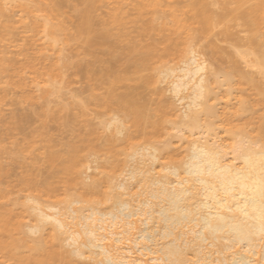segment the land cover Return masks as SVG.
Instances as JSON below:
<instances>
[{"label": "bare ground", "instance_id": "1", "mask_svg": "<svg viewBox=\"0 0 264 264\" xmlns=\"http://www.w3.org/2000/svg\"><path fill=\"white\" fill-rule=\"evenodd\" d=\"M115 1V4L119 3L117 2V0ZM163 1L164 0H145L142 6L143 8H155L156 6V8H159L160 6L161 8H164V3H161L162 5L160 4V2ZM192 1L193 3L191 10L194 11L193 13L198 20L197 22L202 23L204 30L207 32L208 30H212L218 23L227 20L229 17H236L242 20V25L245 26L246 30H248L250 33V37H248L247 39V45L253 46L254 48L249 49V47H247L249 49V52H244L242 49V55L239 53L241 49L238 48V54H240L242 59L245 58V63H247L250 67L253 66V68L257 69L258 74L264 78V1L258 0V2L255 3L254 0H214L215 3L222 5L221 7L223 8L221 9L224 10L222 14L217 13V15H215L216 13L214 14L210 11L209 0ZM252 1H254V3L250 4ZM48 2V11L51 14H63V6L70 3L68 0H48ZM82 2L83 4H85V8L83 7V10L81 11L82 14L77 20L76 28L74 27L75 31H73L72 34H69L70 37L68 40L69 42L82 44L85 49V53L88 56L93 57L94 62L85 61L84 58V60L81 59L76 63L73 62L74 64L71 63L70 65H73L74 68L77 69L76 73L81 74L82 77L87 78L90 82L92 80H102L103 82H105L111 92L108 104L115 105L116 108L121 111L120 113L124 114V120L115 115L116 118L114 117L113 119H111L112 121H106L107 123L103 122L104 124H108L109 122V124L105 126L108 128L110 127V130L115 126L113 128L114 130L112 129V132H110V134L108 131L105 141L106 144L104 147L99 148L97 146H93V150L102 149L113 154L119 153L120 139L118 138V135L120 133L123 134L125 129L126 131H129L127 127L129 125L134 127L135 134L130 133V131H125L123 138L125 140L126 138H128L129 141H134L136 140V138H144L150 135V132H152L154 135H158L159 133L163 134L164 131L161 132V130L165 129L164 125L167 122L164 121L165 113H168V110L170 113L177 110L178 107H176L177 105H175L174 103V101L176 100L172 99L173 103L170 102V105L168 103L169 101H171V98L169 100L167 99L168 101L166 100V102L168 103H165V101L162 100L161 102L165 104V106L163 107H166L167 104V107L174 104L176 108L173 107L174 105L172 107L176 110H173L172 107H168V110L166 108L161 112V110L164 108L157 107V105L160 104V106H162L163 104L156 103L157 105L155 106L151 104L149 106V103L151 101L149 102L148 100L147 102L145 100L146 98L144 99V96L138 91L140 90L138 84H140V87L149 88V86H152L154 82H156V84L157 82L161 83V81L158 80V76L146 77L141 73L149 68H157L156 64L158 62H162V60L167 59L170 56H175V58L178 56L179 59L178 57L177 59H172L178 60V62L180 61L181 64V66H177L179 68H173L170 66L162 72L165 73H163L164 75L172 78L171 81L168 80L170 81L169 84L171 87L169 89L167 88L168 90L166 89V91L171 92L172 89V95L176 94L177 99L180 102L186 100V102L183 104V107L179 106L181 112L178 109V111L180 112L178 115L180 117L177 116L179 120L181 119L182 126L184 127L183 128L181 126V128L179 129H185L184 135H186V129H189L188 131H191V133L189 134H192L187 137L178 136V138L180 137L179 140H181L182 142L186 141L185 143L188 145L187 152H185V160L177 166L173 165V167H170V165L167 166V164L165 166L163 164L159 165L158 161L160 160V157L158 155L159 153L156 152H159V149L161 147L156 144H153L155 146L150 148L154 150V152H150L152 150L149 151V149H147V147L145 146L146 148L141 147L140 150L134 149L133 153L129 154V161L131 162V157H135V155L137 154L141 155L143 158L146 156L150 158L149 165H147V162L143 160V158L141 161H143L144 164L140 163L143 166H136L130 169V165L132 163L128 165L130 169V173L129 171L128 173L134 177H132L133 179L138 178H135L136 175L139 176L138 185L139 183L140 185L142 184V188L145 187L144 191H147L148 193V195L146 196H149V198L146 197L147 199H142V201H135L138 198L135 199L133 201L135 203L132 204V206H137L135 204H137L136 202L139 201H141L139 203L143 204L144 206H150L149 210L151 209L152 211L150 210L148 212L147 210L146 212L149 213V219L153 224H160L161 226H158V228L156 229L157 226L152 225L151 227H148L142 231L140 229L142 234L136 233L140 234L139 237L141 240H145L146 242L148 240L150 243H152L151 245H147L148 243L146 244V242L142 241V244L144 243L143 249H146L147 251L149 250L148 252L152 254H155L157 252H161L162 254V256L155 258L151 257L149 259L156 261L166 260L168 262L167 264H185L186 262H188L190 255L196 252L197 256L199 257L198 261L199 259H201L206 262L207 259L213 255H211V252L209 253V251H204V246L207 242L210 244V246H217V251L219 252V254L222 253V256H224L225 253L230 252L231 254L228 255L230 258H228L232 261V263L227 258V261H229L230 264H260L261 261L264 260V147L257 148L256 145L248 146L245 140H240L241 142H236L233 146L227 148L222 144H218L217 140H215L216 137H213L209 140V138L207 139V137H205L203 134L204 132H207V128H211L212 121H216V119H219V117H221L218 113L219 107L216 108V106L218 105L214 106L212 105L213 103L211 104L213 99H218L220 101L221 97L219 96V88L227 86L228 93H230L231 91L233 92L232 89L234 88V85L239 84L236 80L240 79L257 90V92L262 96V99H264V82H261L253 73L252 75L250 72H244L243 69H241L236 63V59L233 62L234 66H231L232 70H230V68L229 72H224L225 70H222L224 72L223 73L219 71V69L216 70L218 74H223L222 80H219L220 78H222V75H220L221 77L219 78V75L215 74L216 72L214 73L215 75L212 73L214 76L209 77L206 74L208 66L206 65V61L200 59V51L198 50V52L196 51V47L194 48L195 41L194 45L192 44L194 49H189L191 45L189 47L188 41L183 39V36H179L180 32H185L187 29V25L184 23H178V26H176V29H174L176 30V33H179H177L176 35H178L180 40L182 41L183 39L182 43L180 42V40H178V37H176V40H178V42L175 41L176 44H173L175 43L173 42L174 36H171L173 34L170 35V37L173 39L172 41L170 37L168 38L166 37L167 35L165 36L166 39H170L171 43L173 44L172 49L168 48L167 50H164L167 48H163L165 47V45H163L165 42H160L163 45V47L161 44L159 45L161 46V49H159L158 45H155L154 43L140 46L139 44H132L131 42L130 43L133 46L131 45L132 47L130 48L126 47V49L124 47L126 45L124 44L125 42H127L128 45L129 42L127 40L122 41L123 39H121L126 34L113 32V28L119 27V24L117 23H120L121 17L124 16V19L127 18V16L124 14L126 12L125 9H127L124 8L125 1L122 3L125 12L123 8H121L123 16L122 14L120 15L121 17L118 16L119 14L117 15V10L120 8H118L117 10L113 8L114 10H111L112 14L114 12L116 14H113L114 16L110 14L112 17L109 16V18L113 20H108L109 18L105 17L108 22L106 20L100 21L94 14L96 2H99L98 4L102 5L104 4L102 3V0H82ZM231 4H235V7H230ZM118 6L120 7V5ZM121 10H119L120 13ZM141 10L142 9H140V11ZM162 14L164 15V12H162ZM138 15L139 13H137L134 18L138 17ZM141 15L144 16V13L140 14L139 16ZM141 17L138 18L141 19ZM153 18L163 19L162 17ZM127 20L129 19L127 18ZM142 20L145 21L143 17ZM173 20L176 19L174 18ZM110 21L112 22V24ZM167 21L169 22L170 20L166 19V22H163L167 24ZM122 22L124 23L123 20ZM153 22L156 24L157 21H154L153 19ZM136 23L138 24L139 22L137 21ZM169 23L168 25H172ZM114 24L117 26L115 27ZM174 24L176 25V23ZM126 25H124L123 27L126 28ZM145 25L148 26L149 24L147 25L144 23V26ZM158 25L159 23L157 24V26H155L160 30L163 24L160 25V27ZM137 27H141V29H144L140 25H137ZM137 27L135 29H137ZM164 28L162 30H164L166 34V28ZM6 29L7 26H5L4 23L0 22V34H2ZM146 29L147 28L145 27L144 31ZM53 31L54 30L52 28V32ZM145 35L147 37H150V35H147V33ZM156 36L157 35H155V37ZM193 36L191 39L194 40ZM196 37L195 40L198 41ZM127 39H130V36L129 38L127 36ZM163 39L161 41H166V39ZM184 40L186 41L185 43ZM118 41H121L122 44L124 43L123 45L120 43L119 44L122 47V50L124 49V54L122 56H125V60L122 56L117 54L120 49V47L117 45ZM177 44L179 47L176 46ZM181 44H183L182 49L180 48L182 46ZM177 47L178 49H176ZM174 48L175 50H173ZM163 50L167 52H163ZM123 51L120 50V52L122 53ZM201 58H203V55ZM246 58H249L250 60L247 62ZM122 60L124 61V63H122ZM1 61L2 63L0 69V79L4 77L3 75L9 71L12 65V62H10L11 60L9 61L6 59H2ZM249 62L251 63V65ZM119 64L123 66L122 69ZM163 79L164 78H162V82L164 84ZM129 81H135L137 82V85L131 86V83H128ZM167 82L165 83L167 84ZM118 87H124L123 92L117 94L116 89ZM162 87L159 89L160 91H162ZM216 89H219V92H217L218 90ZM185 90L189 92H186L188 95L184 94ZM163 93L165 92L163 91ZM159 94L161 95V93ZM231 95L232 94H230L229 96ZM229 96L227 95V97ZM172 98L174 97L172 96ZM152 106L154 108H157H150ZM250 108L251 104L249 103V100L243 99L239 104L238 112L243 115L244 112L246 113L247 111H250ZM170 109L173 111H170ZM170 113L169 115H171ZM57 116L58 115H52V118H54V120L58 119V121L60 119L64 120L65 122H70V117L65 118ZM207 120H209V122H207ZM258 121V123L256 122L257 125L254 123V125H256L257 136L264 141V112L261 114ZM23 122H25L24 119L17 118L16 120H14V124H11L14 126H12V128L14 130H22L24 128ZM105 126L103 125V127L108 130V128H106ZM179 129H177L178 132L183 131H179ZM196 130L199 134V130H204V132L202 131L201 134H203L197 136L198 133L196 134ZM96 131L98 132V130L96 129L93 134H97ZM194 131L195 133H193ZM171 136L172 138L173 136L176 137V135ZM244 143L247 144V146ZM156 146L159 148H157ZM51 149L52 147L48 148L49 152L47 156V163L53 171L52 175H50L49 177H45L44 181L40 180L42 184L39 183L37 178L39 177L38 175H40L41 173L43 174V170L38 165L27 169L24 177L22 178V182L25 185L27 184L31 188H35L36 191L37 187H42L40 189V192L50 195L54 194L56 190V186H54L51 181L52 178L64 179L66 182H68L67 180H69L68 183L70 184H73L71 181H74V184H76L83 180V178H81V174L82 171H84L81 165L80 151L77 150L76 147L72 149L68 158L65 160H61L60 156L55 152H52ZM231 155L232 158L229 157ZM237 161L239 162L237 163ZM37 162L36 164H39ZM157 168H159V170H165L167 173L161 174L157 171ZM121 172L122 171L120 170L115 171L113 175L108 176L104 180V183L108 187L109 191L111 190V193H101L99 191V186L101 184L95 183L83 192L75 194L73 193L72 195L69 194V198L67 197V203H69V205L71 203L72 205V203L78 204L85 202V204H95L102 202L101 204H103L104 202L111 201L113 203V206L116 208L115 210H117V213H115L116 211L111 212V210L109 211L110 213H108L113 218V224L121 225V223L123 222V225L125 226L124 233L126 232L128 235H133L132 231L134 229H137L138 227L136 228L133 225V219L129 218H132L134 214H136L133 213V209L136 210V207L131 208L132 200L126 198L123 199L124 191L120 192L121 194L119 192H114V189H117V187H119V189L124 187L125 190V188L127 189V186H129L126 183V180L124 181V179L123 181L125 183L123 181L122 183L117 182V180L120 181V179H118V176L119 174L121 175ZM168 173L173 174V176H175L176 178L170 179ZM35 178L38 183L35 182ZM115 178H117L116 182L117 184L119 183L118 185L116 183L114 184ZM137 180L138 179H136V181ZM0 196L2 197V193ZM30 198L31 197H29V200ZM35 200L34 201L36 203L34 202V205H31L35 206V204H38L39 202L41 203L39 199ZM127 200L131 202H128ZM141 204H138V206L143 208ZM39 205L40 204H38V207H33L34 210L31 208L32 206L30 207L28 205V208L32 209V211H30L29 213L31 215L30 217H34V221L33 223H31L34 225H31L30 228H27V230H29L27 232L23 230V228L25 227H23L24 224H22L19 220H17L18 222L15 220V217L17 215H15L13 210L0 205V256L9 258L12 262L14 260V264H143V259H141L140 257H134L136 258L134 259L131 257L132 255L126 254L125 252H120L121 247L119 245L116 246V248H111L106 245V243H103L104 240H108L107 237L109 236L106 235L110 232H107V234L106 232L100 233L101 229L104 228L103 223H105V221L101 217H99V219L95 217L97 220L92 217L95 215L93 213L95 211V208L93 209L94 211L91 213V215H87V217L85 216L86 220H89L91 218L92 220L91 223L86 224L87 230L84 231V234H86V239L84 238L83 241H81V232H73L71 231L72 229H69L68 222H66V220L64 219L65 217L62 213L63 211H60L62 209L58 208L59 206L56 205L57 208L60 209L57 212V208L56 210L54 208L55 206L41 208V206L43 207L44 205L42 203L41 206ZM26 206L27 205H25V208H27ZM138 206L137 210L140 209ZM28 208L27 210H30ZM48 208L52 211H46ZM77 208L76 211L73 212H75L76 214H80L82 211V207H80L79 209ZM142 211L139 210L141 214H144L142 213ZM95 213L97 212L95 211ZM101 215L102 217L108 216L107 212L106 214ZM124 217L126 218V220L124 219ZM73 218H76L75 215ZM119 220L121 223L118 222ZM96 221L99 222L97 223ZM186 228L190 230H188L190 235L194 234L192 235L193 237H191V239H189V235H187L188 233L186 231ZM21 230L25 233V236L23 238L24 240L21 238L22 241L19 239V237L17 238L18 235L16 236V232H21ZM104 230H106V228ZM113 232L115 231H112L110 235L116 236L121 235V233L123 234V232H119V234H115L116 232ZM122 236L123 235H121L120 238L117 237V239H115L118 244L119 242H123L129 239L127 238V236L125 237L127 239L122 238ZM162 239H165L166 242L161 244L157 251H155L154 247H158L159 241ZM67 240L69 241V243H67ZM26 241L28 242L26 243ZM54 242L56 244H54ZM64 244H66V246H64ZM69 246L71 247L70 249L68 248ZM151 246L154 250L151 249ZM258 250H260L259 256L261 255L260 262L256 261V259L259 258V256L257 255ZM191 251L194 252L189 254V252ZM128 252L132 254L130 250H128ZM147 253H145L144 256H147L149 254ZM87 254L88 256H91L90 259L92 262L89 261L86 263L82 261V258ZM255 256H258V258L255 259ZM221 259L225 260L226 258L224 259L223 257ZM201 260L200 262H202ZM227 261H225L224 263L226 264ZM229 262H227V264H229Z\"/></svg>", "mask_w": 264, "mask_h": 264}, {"label": "rangeland", "instance_id": "2", "mask_svg": "<svg viewBox=\"0 0 264 264\" xmlns=\"http://www.w3.org/2000/svg\"><path fill=\"white\" fill-rule=\"evenodd\" d=\"M68 1L70 3L68 2L69 4L68 5L65 4L66 7L64 5L63 6L64 9L62 8L63 14L62 13L51 14L48 11V7H49L48 0H0V22L4 23L5 26H7V29L2 34H0V69H1L2 59L3 60L6 59L9 61L11 60L10 62H12V65L10 63L11 67L9 71L3 75L4 77L2 79H0V192L2 193V197L0 196L1 197L0 205L5 208H9L13 210L15 215H17L15 217V220L16 221L19 220L21 221L22 224H24L23 227L25 226L24 227L25 229L23 228V230L26 232L29 231L27 230V228H30L31 225H34L31 224L34 221V217L33 218L30 217L31 215L29 213L30 211H32L33 207L34 208L36 206L38 207V204H40L39 206H41L42 203L44 206L43 207L41 206V208L44 207L47 208L48 206H52V207L55 206L54 208L56 210L57 206H59L58 208L62 210L57 208L56 211L57 212L58 210L63 211L62 213L64 214L65 217L64 219L66 220V222H68L69 229H72L71 231L73 232L75 231L79 233L81 232V237L83 236L82 238L80 237V239H82L81 241H83V239L86 236V234H84V231L87 230L86 224L91 223L92 220V218L86 220L85 216L87 217V215H91V213L95 210L97 213H95L94 211L93 213L95 215L92 217L94 218L96 217L98 219L99 217H101L105 221V223H103L104 228L101 229V231L103 232L99 230L100 233L106 232L107 234V232L111 233L112 231H115L116 233L115 232L113 233L119 234V232L120 233L123 232V234L121 233V235H123L122 238L124 239L129 238L126 241L119 242L118 244V242H116L115 239H117V237L120 238L121 235L113 236L110 235L109 233L106 235L109 236L107 237L108 240L105 238L106 239L104 240L105 242L103 241L104 244L106 243V245H108L111 248L112 247L116 248V246L119 245L121 247L120 252H125L126 254L132 255L131 256L132 258L140 257L141 259H143V264H167L168 262L166 260L156 261L149 259L151 257L155 258L162 256V254L161 252L152 254L148 252L149 250L147 251L146 249H143L144 243L142 244V241L143 242L146 241L140 239L139 237L140 234H136V233H141L142 230L151 227L152 225L157 226L156 227L157 229L158 226H160V224L159 225L153 224L152 221L149 219L150 217L149 213L146 212L147 210L148 212L151 210V209L149 210L150 206L149 207L144 206L143 204L139 203L142 201V199L144 200L146 197L149 198V196H146L148 195L147 191H144L145 187L142 188L143 186H141L142 184L140 185V183L138 185L139 176L138 175L135 176V178L138 177L136 178L138 179L136 181V179H133L134 177L129 174L130 173L129 170L132 169L133 167L143 166L141 165L142 163L144 164V162L141 161L143 157L137 154L135 155V157H131L132 159L131 162L129 161L130 160L129 154L130 153L132 154L134 149L140 150L141 147L142 148L147 147V149H149L150 151L152 150L150 148L155 146L153 144H156L161 147L159 149L160 151L156 152L159 153L158 155L160 157V160L158 161L159 165L163 164L165 166L167 164V166L170 165V167H173V165L177 166L185 160L186 158L185 152H187L188 145L185 143L186 141L182 142L181 140H179V138L182 136L187 137L192 134H189L191 133V131L189 132L188 131L189 129L188 130L186 129V133H185L186 135H184L185 129H183L184 127L182 126L181 119L179 120L177 116H179L178 114L181 112L180 107L181 106L183 107V104L186 102V100L180 102L177 99L176 94L172 95V89L171 92L166 91L167 88L169 89L171 87L169 82L172 80V78L164 75L165 73L162 72L165 71L170 66L173 68H179L177 66H181L180 61L178 62V60H175L177 59L178 56L176 58L175 56H170L169 58L162 60V62H158L156 64L157 68H149L141 73L143 76L146 77L158 76V80L161 81V83L157 82L156 84V82H154L152 86H149V88L140 87V84H138L140 89L138 91L144 96V99L146 98L145 100L147 102L148 100L149 102L150 101L152 102L149 103V106L150 104L153 106L157 105L158 103L163 104L162 106H160V104L157 105V107L164 108L161 110V112L166 108L168 110V107L170 108L174 105L172 104L173 103L172 99L176 100L174 101V103L175 105H177L176 107H178L177 110L175 109L176 107L174 105L173 107L175 108L173 107L172 108L173 110L176 111L170 109V111H173L172 113H170L168 110V113L166 112L167 116L166 113L164 112L165 118L164 115L163 118L165 119L164 121L167 122L164 125L165 129L163 128L164 130H161V132L164 131L163 134L159 133L158 135H154L152 132H150L149 133L150 135L144 138H136V140L134 141H129V139L126 138L127 140L126 141L125 139H123L124 132L126 131L125 129L123 134L118 133L119 137L117 136L120 139L119 153L113 154L111 152L102 149L93 150L92 149L93 146H97L99 148L105 146L106 144L105 141L108 131L110 134V132H112V129L115 127V126L114 127L111 126L113 128H111L110 130L109 129L110 127L109 128L106 127L109 124V122L108 124H104V123H107L106 121L113 119L115 115L119 116L120 119L124 120V114L120 113L121 111H119L115 105L108 104V100L111 96V92L108 88V85L105 82H103L102 80H92L90 82L87 78L82 77L81 74L76 73L77 69H75L73 65H70L71 63L74 64L81 59L84 60V58L85 61L94 62V58L88 56L85 53V49L82 46V44L76 42H69L68 40L70 37L69 34H72L73 31H75L77 20L82 14L81 11L83 10V7L85 8V4H83L82 0H68ZM124 1H125L124 8H127L125 9L126 12L122 4ZM124 1L117 0V2L119 3L115 4L116 2L115 0H105V1L102 0V3L104 4L102 5L100 4L101 6L98 4L100 1L98 3L96 2L94 8V14L96 18L98 17L97 19H99L100 21L106 20L108 22V20H113L109 18V16L112 17L114 16L113 14H116L115 12L112 14L111 10L113 8L116 10L120 8L117 10L118 12L119 10H121V8H123L125 12L124 14L127 16L129 20H127V18L124 19L125 17L122 14V10L121 13L117 12V15L119 14L118 16L122 14L124 18L120 16L121 21L120 23H117L119 24V27H117L118 29L113 28V32L119 34H123V33L126 34L124 37L121 38L123 39L122 41L127 40L129 42L128 45L127 42H125V44L123 43L124 45H126L124 46L125 48L132 47L133 43L139 44L140 46L154 43L155 45H158L159 49H161L160 48L161 46H159L161 44L160 42H165L163 44L165 45V47H163V45L161 44L163 48L167 47L164 50H167L168 48L172 49L173 44H176V42L180 40L178 35H176L178 32L176 33L175 32L176 30L174 29H176L178 23H184L187 25L186 31L185 32L179 31L180 34L179 33L178 34L181 37L183 36V39L188 41L189 47L191 45L189 49L193 48L192 44L194 45V41H195L194 48L196 47L197 49L196 51L198 50L200 51L199 54L200 59L206 61V65H208L206 74L209 77L217 74L219 75L218 77L220 78L221 77L220 75H222V78L219 79L222 80L223 74H218L216 70L219 69V71L221 72H223L222 70H225L224 72H229L230 68H231L230 70H232L231 66L234 64L233 62L236 59L237 60L236 63L241 69H243L244 72L246 71L247 73L248 72H250L251 74L253 73L255 76H257V78L261 82H264V78L258 74L257 69L253 68V66L250 67L247 63H245L244 61L245 58L242 59V57L240 56V54L243 53L242 49L244 52L245 51L249 52L248 50L253 49L254 47L247 45L248 42L247 39L248 37H250V33L248 30H246L245 26L242 25L243 22L239 18L229 17L227 20L218 23L212 30H208L207 32L204 30L202 23L197 22L198 20L196 19L193 13L194 11L191 10L193 3L192 0H164L163 2H160V4L161 3L165 4V5L163 4L164 8H161L160 5H159L160 7L158 6L159 8H156L157 6L155 8L154 7L143 8L142 5L145 0H124ZM254 1L255 3L258 2V0H254ZM254 1H252L250 4H253ZM260 1H264V0H260ZM209 2H210L209 9L212 13L214 14L216 13L215 15H217V13L222 14L224 12V10L221 9L223 8L221 7L222 5L215 3L214 0H209ZM118 5H120V7ZM45 6L47 7V10ZM233 6L235 7V4L234 5L231 4L230 7L234 8ZM140 9L142 10L140 11ZM162 12H164V15L162 14ZM137 13H139V15L144 13V16L146 18L143 15L141 16L143 17V19H145V21L142 20V17L139 15L138 17H141V19H139L138 17L134 18L137 15ZM105 17L109 19L107 20L105 19ZM153 17L156 18L162 17L163 19L157 18L158 19L157 20ZM164 18L170 20L171 22L176 23V25L174 23H171L170 21H169L170 23L168 21L167 22L172 25H168V23L166 24L165 23L166 19ZM174 18L176 20H173ZM153 19L154 21L156 20L159 23L158 25L159 27L160 25L163 24L160 30L158 27H156L158 23L156 22L155 24L153 22ZM122 20L124 21V23L122 22ZM137 21L139 22L138 24L136 23ZM121 23H123L124 25L127 24L125 26L126 28H124L123 27L124 25ZM144 23L149 25L144 26ZM137 25L142 26V28L144 29L146 27L147 28L145 30L146 32L144 31V29H141V27L138 28ZM116 26L117 25H115V27ZM164 26L166 29L164 28ZM136 27L137 29H135ZM52 28L55 32L54 31L52 32ZM163 28L167 32L166 34L164 30H162ZM121 29L126 30L127 33L126 31ZM201 30L204 31L205 33L202 32ZM146 33L147 35H150V37H147L145 35ZM132 35L135 38H133ZM155 35L157 36L155 37ZM170 35L172 37L174 36L173 42L176 41L173 44L171 43L173 39L170 37ZM193 35L195 37L196 36L198 37V38L196 37L198 41L195 40V37ZM127 36L128 38L130 36V39H127ZM165 36L168 38L170 37L171 41L168 38L166 39ZM192 36L194 40L191 39ZM176 37H178V40H176L177 39ZM163 38L166 39L167 43L166 41H161ZM185 40L184 43L186 42ZM182 41L180 40L181 43ZM119 43L122 44L121 41H118L117 45L120 47V49L118 48L119 52H117V54L122 56L124 54L123 51L124 49L122 50V47L120 46ZM166 44H168L169 47ZM183 44H181L182 45L180 47L181 49L183 47ZM176 46H178V44ZM178 47L176 49H178ZM247 47H249V49ZM238 48L241 49L240 52ZM120 50L123 51V53L120 52ZM164 50L163 52H167ZM173 50H175V48ZM238 52L240 54H238ZM202 55L203 58H201ZM122 57L125 60L124 58L125 56ZM246 59L247 62L250 60L249 58ZM122 63H124V61ZM119 65L121 66L122 69L123 66L121 64ZM212 73L215 74L213 75ZM162 78H164L163 79L164 84L162 82ZM165 79L167 81L168 80L170 81L167 82ZM236 81L239 84L234 85V88L232 89L233 92L231 91L230 93H228L227 86H223L219 88L220 89L219 96L221 97L220 101L218 99L217 100L213 99V101L211 100L212 102L210 101L211 104L213 103L212 105L214 106L218 105L216 106V108L219 107L218 110L220 112L218 111V113L219 116L221 117H219V119H216V121H212V126L211 128L210 127L207 128V132H204V130L201 131L199 130L200 132L199 134L198 131L196 130V134L198 133L197 136L202 135L203 133L201 134V132L203 131L204 132L203 135L207 137V139L209 138L210 140L213 137H216L215 140H217V143L222 144L227 148L228 147L230 148L240 140H245L248 146L256 145L257 148L264 147V141L257 136V132H256V125L259 122L258 121L259 117L264 112V102H263L264 99H262V96L257 92V90H255L252 86L248 85V83L240 79ZM165 82H167V84ZM128 83H131V86L137 85V82L135 81L132 82L129 81ZM161 87H162L161 89L162 91L159 90ZM219 89H216L218 90L217 92H219ZM123 90L124 87H118L116 89V93L119 94L123 92ZM163 91L165 93H163ZM158 92L161 93L162 97ZM186 92L187 90L184 91V94L188 95L187 93L189 92L187 93ZM230 94L232 95L229 96ZM171 95L174 98H172ZM227 95L229 97H227ZM170 98L171 101H169V103L166 102V100L167 99L169 100ZM243 99L249 100V103L251 104V108L250 111H247L246 113L244 112L245 114L243 113V115H241V113L238 112V108L240 102ZM162 100H164L165 103H168L169 105L170 102H172L171 103L172 106L167 107L168 105L167 104L166 107H163L165 106V104L161 102ZM153 106L150 108L153 109L154 108ZM178 109L180 112L178 111ZM169 113L172 116L174 115L175 116L172 117L171 115H169ZM52 115L55 116L58 115L59 117H65V118L70 117L69 118L70 122H65L64 120H60V119L59 121L58 119L54 120V118H52ZM17 118L24 119L25 121L23 122L24 128L22 130H18V129L14 130L12 128L13 125L11 124H14V120H16ZM207 122H209V120H207ZM254 123L256 125H254ZM103 125L104 126L106 125L105 127L108 128V130L105 129ZM181 126L183 128L179 129L181 128ZM127 127L130 133L135 134L134 127L130 125ZM96 129L98 130V132L96 131L97 134H93ZM177 129H179V131L181 130L183 131L178 132ZM177 132L179 133V135ZM193 133H195V131ZM171 135H176V137L173 136L172 138ZM178 136L180 137L178 138ZM247 144L245 145L247 146ZM51 147H52L51 151L58 154L61 160L67 159L72 149L76 147L77 150L80 151L81 165L84 171H82L81 174L82 175L81 178H83V180L76 184H74V181H71L73 184H70L68 183L69 180H67L68 182H66L64 179L52 178L51 181L53 185L56 186V190L54 194L50 195V194L41 193L40 189L42 187L41 188L37 187V191L35 188L32 187L34 189L33 190L30 186H28L27 184L25 185L22 182V178L24 177L27 169H30L33 166H38V165L43 170V174L41 173L40 175H38L39 177L37 178L39 183L42 184L40 180L44 181L45 177H49L50 175H52L53 171L49 167V164L47 163V159H48L47 156L49 152L48 148ZM150 152H154V150ZM229 157L232 158V155ZM143 160H145L147 162V165H149L150 158L148 156L144 157ZM36 162L39 164H36ZM238 162L239 161H237V163ZM128 165L131 166L130 169ZM159 168H157V171L160 172L161 174L167 173L165 170H159ZM118 170L122 172L121 175L119 174L118 176L119 178L117 177L118 179H120V181L117 180V182L122 183L124 179V181L126 180V183L129 186L131 184V186L130 187L127 186V189L129 187L128 190L126 188L124 190V187H122L123 189L122 188L119 189V187H117V189H114V192L120 193L124 191L123 199L126 198L132 200L131 206L132 204L135 203L133 201L138 198L135 201L138 200L141 201L136 202L137 204L135 205L138 206V204L139 205L141 204L143 208L138 206L140 208L139 210L145 211V212L142 211V213L144 214H141V212L137 210L138 209L137 206L131 207V208L136 207V210L133 209L134 210L133 213L138 214V215L134 214L132 218L131 217L129 218V219H133L134 221L133 225L136 228L138 227L137 228L138 232L137 229H134L133 230L134 232L132 231L133 235L130 234L131 236L128 235L126 232L124 233L125 226L123 225V222L121 223L119 220L118 222H120L121 225L113 224L114 223L113 218L108 213H110L109 212L110 210L111 212L116 211L115 213H117V210H115L116 208L113 206V203L111 201L104 202L103 204H101L102 202L95 204L94 203L85 204V202L78 204L72 203V205L70 203L71 206L69 205V203H67L69 194L72 195L73 193L75 194V193L83 192L84 190L94 185L95 183L101 184L99 186V191L101 193L104 194L107 192L111 193V190L109 191L108 187L104 183V180L108 176L113 175L114 172ZM168 176L170 177V179L176 178L171 173H168ZM171 176H173L174 178ZM117 178L114 179V184L115 183L117 184L116 182ZM37 180L35 182H37ZM29 197H31L30 200ZM35 199H39L41 203L39 202L38 204H35V206H33L34 202L36 201ZM129 200L127 201L131 202ZM25 205H27L26 206L27 208L31 205L32 207L31 206L30 207L32 209L28 208L30 210H27V208H25ZM80 207H82V211H81L82 214L81 213L76 214L75 212H73L76 211V208L79 209ZM48 210L50 209L48 208L46 211ZM99 211L102 213H100ZM106 212L108 216L102 217L101 214H106ZM74 215L76 217L75 219L73 218ZM124 219L126 220L125 217ZM96 222L98 223L99 221ZM105 228L106 230H104ZM188 230L189 229L186 230L188 233L187 235H189V239H191V237H193L192 235L194 234H192L193 232L191 231L192 235H190L189 233L190 230L189 231ZM16 233H17L16 236L18 235L17 238L19 237L20 240L21 238L23 239L25 236V233L22 232V230L21 232L17 231ZM126 236L127 238H125ZM162 240L159 241L158 247L153 245L155 246L154 247L155 251H157V249L161 246V244L166 242L165 239H164L165 241ZM27 242L28 241H26V243ZM67 243H69V241ZM54 244L56 243L54 242ZM66 244H64V246H66ZM146 244L151 245L152 243H150L147 240ZM208 244L209 243L207 242L205 243L204 251L205 252L209 251V253L211 252V255L213 254L212 255L213 258L211 256L210 258L207 259L206 262H204L201 259H199L198 261L199 257L197 256V253L191 251L189 252V254L192 252L194 253H192L190 257L188 256L190 261L188 260V262H186L185 264H225L224 262L227 261V258L229 257L228 255H230L231 253L230 252L229 253L227 252L228 254L223 253L224 256H222L221 255L222 253L219 254V252L217 251L218 250L217 246L213 247L212 245L210 246V244L209 245ZM68 248L70 249L71 247L69 246ZM151 249L154 250L153 247ZM128 250H130L132 254H130ZM260 250H258L257 252L258 256L260 254L259 253ZM145 253H147L148 255L144 256ZM258 256L257 257L255 256L254 258L256 259L258 258ZM260 256L258 259H256V261L259 262L261 261ZM90 257L91 256H88L87 254L82 258V261L86 263L89 261L92 262ZM220 257L221 258L224 257V259L225 258L226 259L222 260ZM8 259L9 258L0 256V264H14V260L12 262L10 261V259L9 260ZM200 260L203 263L200 262ZM217 260L218 261L220 260L221 262L220 261L218 262ZM229 261L232 263L230 259ZM261 263L264 264V260H262Z\"/></svg>", "mask_w": 264, "mask_h": 264}]
</instances>
